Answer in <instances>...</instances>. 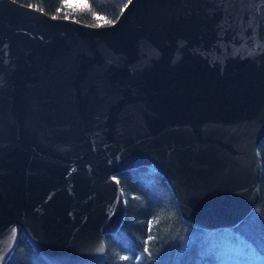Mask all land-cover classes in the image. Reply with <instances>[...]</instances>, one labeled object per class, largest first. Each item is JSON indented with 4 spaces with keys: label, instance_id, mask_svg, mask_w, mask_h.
Returning <instances> with one entry per match:
<instances>
[{
    "label": "water",
    "instance_id": "obj_1",
    "mask_svg": "<svg viewBox=\"0 0 264 264\" xmlns=\"http://www.w3.org/2000/svg\"><path fill=\"white\" fill-rule=\"evenodd\" d=\"M264 0H128L110 25L0 0V264H103L118 172L151 165L180 214L233 227L258 197Z\"/></svg>",
    "mask_w": 264,
    "mask_h": 264
},
{
    "label": "trees",
    "instance_id": "obj_2",
    "mask_svg": "<svg viewBox=\"0 0 264 264\" xmlns=\"http://www.w3.org/2000/svg\"><path fill=\"white\" fill-rule=\"evenodd\" d=\"M15 1L88 26L110 25L128 2L84 0L82 7L67 6L66 0ZM256 154L258 200L246 218L226 228L189 224L168 182L151 165L118 172L124 218L118 231L103 236V264H264V139ZM16 242L4 264H45L19 229Z\"/></svg>",
    "mask_w": 264,
    "mask_h": 264
},
{
    "label": "snow or ice",
    "instance_id": "obj_3",
    "mask_svg": "<svg viewBox=\"0 0 264 264\" xmlns=\"http://www.w3.org/2000/svg\"><path fill=\"white\" fill-rule=\"evenodd\" d=\"M66 5L67 6H82V7H87V4L84 2V0H79V5H76L74 3V0H66ZM98 19H100L98 17Z\"/></svg>",
    "mask_w": 264,
    "mask_h": 264
}]
</instances>
